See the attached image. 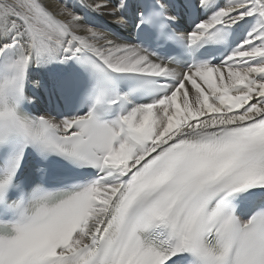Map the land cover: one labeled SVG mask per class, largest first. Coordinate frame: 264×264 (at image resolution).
<instances>
[{
  "label": "snow or ice",
  "instance_id": "snow-or-ice-1",
  "mask_svg": "<svg viewBox=\"0 0 264 264\" xmlns=\"http://www.w3.org/2000/svg\"><path fill=\"white\" fill-rule=\"evenodd\" d=\"M0 264H264V0H0Z\"/></svg>",
  "mask_w": 264,
  "mask_h": 264
},
{
  "label": "bare ground",
  "instance_id": "bare-ground-1",
  "mask_svg": "<svg viewBox=\"0 0 264 264\" xmlns=\"http://www.w3.org/2000/svg\"><path fill=\"white\" fill-rule=\"evenodd\" d=\"M220 2L227 3L228 0H220ZM44 3L51 10L56 11L59 7V3H66L70 7H73L76 5L77 0H59V2H58V0H44ZM63 19H67V18L64 17ZM95 19H96L97 23H106L109 25H113V21L107 16L97 17ZM113 27H114V25H113ZM115 31H117L123 39H126V40L133 39L132 32H130V26L123 31H121L120 29H115ZM81 34H83V33H81ZM225 75H226V72H225ZM32 77H33V80L39 79L41 81H46L47 80V73L43 72V71H35V72H33ZM29 86H32V84L30 83ZM35 89H36L35 94H28V95H29L30 99H34L36 101V103L34 105H31V106H34V110L39 113V112L43 111V109L45 107L46 100L43 96L41 88H35Z\"/></svg>",
  "mask_w": 264,
  "mask_h": 264
}]
</instances>
